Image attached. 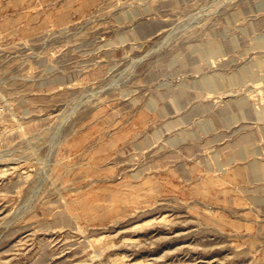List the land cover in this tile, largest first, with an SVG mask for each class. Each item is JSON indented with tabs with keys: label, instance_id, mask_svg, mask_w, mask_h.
<instances>
[{
	"label": "rangeland",
	"instance_id": "obj_1",
	"mask_svg": "<svg viewBox=\"0 0 264 264\" xmlns=\"http://www.w3.org/2000/svg\"><path fill=\"white\" fill-rule=\"evenodd\" d=\"M0 264H264V0H0Z\"/></svg>",
	"mask_w": 264,
	"mask_h": 264
}]
</instances>
